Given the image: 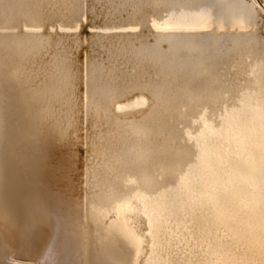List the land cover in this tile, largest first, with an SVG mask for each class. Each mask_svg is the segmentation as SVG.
<instances>
[{
    "label": "bare ground",
    "instance_id": "bare-ground-1",
    "mask_svg": "<svg viewBox=\"0 0 264 264\" xmlns=\"http://www.w3.org/2000/svg\"><path fill=\"white\" fill-rule=\"evenodd\" d=\"M90 1L94 2V6L105 4L104 7L110 8L106 19L138 28L102 30L99 33L89 30L88 35H94L93 38L90 35V42L85 40L87 36L82 37L83 45L93 49L87 48L91 54L86 59L84 57L85 60L82 58L84 61L79 59L86 69L83 88L87 93L83 98L84 103L80 104L76 86L80 74L75 70L80 67L78 58L85 53L80 50L82 56L74 54V48L81 43L80 27L72 30L62 26L71 25L67 16L76 19L81 12H88L86 0H0V26L3 25L0 31V167L5 165L6 151H19L17 156L23 162V170L31 182H42L41 185L47 187L69 209L71 223L76 228L73 233L80 241L83 240L81 247H89V242L100 243L110 238L123 253L115 264H126L128 261L131 264L142 261L144 264H157L159 261L153 256L155 253L169 248L171 243L181 244L177 232L190 236L188 228L195 222L199 213L196 208L200 202L208 201L207 209L212 207L211 197L192 194L188 191L190 187L198 185L202 191L212 190V186L226 183L225 179H230L234 184L233 172L241 174L250 168L251 172L258 173L259 163L264 161V141L256 143L255 134L250 128V131L247 130V123L242 117L244 110L249 108L252 113L255 107H249V101L245 100L247 96L243 94L241 98L234 99L238 108L228 109L227 95L225 98L219 97L212 88L216 85L215 90L222 92L223 89L216 75L224 71L214 68L218 61L215 54L221 52L225 61L233 49L239 52L253 45L263 48L258 40L248 43L240 38L241 34L250 30L244 33L235 28L221 29L220 26L224 23H249L257 18V7L264 11V5L260 0ZM147 8L161 18L160 22H156L158 25L167 27L153 24V16L146 20L149 16V12L145 13ZM124 10H129L132 17L128 18ZM89 14L95 17L96 8L93 7ZM83 22L85 26L86 20ZM199 25L201 29L196 28ZM146 27H150L151 34ZM144 30H148L147 33ZM84 32L82 35H85ZM137 35L141 40L136 39ZM97 51L104 52L107 58L103 60V55H98ZM97 55L100 58H93ZM90 57L93 61L89 60ZM125 61L141 67L142 72L130 69ZM97 63L101 65L97 66ZM105 64L116 71L106 75V71L102 70ZM150 70L152 76L144 74L147 71L150 73ZM101 85L116 88L118 92L135 91L140 95L154 93L149 94L150 99L143 95L130 103L116 105L112 111L111 101L115 97H111L109 92L98 91L96 87ZM207 95H210L209 98L204 97ZM90 97L99 99L101 103L88 104ZM164 101L168 103L161 107ZM12 104L19 111V123L14 120L15 124H20L18 133L16 127L14 132L10 130L13 123L7 112H13ZM165 106L167 112L163 110ZM172 107L179 111V115L170 114ZM220 110L226 117V125H231L230 128H223L222 137L214 133V128L219 124L223 127V123L217 120L221 113L214 116ZM81 111L86 113L83 122L91 134L87 148L83 147L87 157L82 178L76 172L81 163L79 151L83 142L80 138L82 133L79 132ZM138 111H146V115L138 121L147 127L146 131L140 132L131 125L133 121H120L121 117L132 116ZM152 111L154 114L150 116ZM200 111L207 115H199ZM234 111L237 113L234 114ZM165 121H169L170 125ZM234 125L239 127L238 132L233 130ZM239 139L248 146L250 144V157H239L242 150L237 154L230 151L235 145L242 147L237 143ZM228 144L229 150L224 147ZM64 150L67 152L65 157ZM192 157H198V162L192 164ZM251 157L255 158L251 160ZM57 159V167H53ZM66 161L75 173L71 178L70 175L57 177L62 176L60 167ZM166 163L168 167L164 169ZM171 164L176 166V172L171 171ZM254 164L258 166L253 167ZM211 165L214 167L212 170ZM199 173L205 176V181L196 179L195 175ZM184 176H190L191 180L186 181ZM85 181L87 183L82 185ZM65 184H70V188H65ZM167 184L172 187L166 188ZM175 190L178 200L190 203V206L186 204L188 208L176 209L175 212L182 220H190V224L175 225L176 232L171 229L165 231L163 239H168L166 246L146 247L134 234L131 223L143 221V228L150 231L146 238L152 232L155 234L151 237L155 238L163 225L154 209L163 210L171 217L172 210L164 203L172 200L170 193L174 194ZM77 191L82 193L81 198H76ZM84 201L86 206L83 205ZM113 215L116 220L109 222ZM206 215L218 220V216L209 215V211ZM130 217H134L132 222L127 221ZM151 221L154 224H150ZM81 222L89 227L87 233L79 229ZM107 222L109 225L104 230ZM136 229L139 230L138 227ZM143 249L154 254L141 257ZM129 253H134L133 258ZM87 258L85 256L84 260Z\"/></svg>",
    "mask_w": 264,
    "mask_h": 264
},
{
    "label": "flooded vegetation",
    "instance_id": "flooded-vegetation-1",
    "mask_svg": "<svg viewBox=\"0 0 264 264\" xmlns=\"http://www.w3.org/2000/svg\"><path fill=\"white\" fill-rule=\"evenodd\" d=\"M247 50L249 54L242 55L247 62L254 61L256 67L248 68V79L255 82L250 88L242 86L248 101L256 100L259 108L255 107L252 113L249 108L244 110L242 117L247 130L251 129L255 137L261 138L260 141L255 138L256 143H261L264 141V51L259 45ZM242 55H238L239 58ZM249 105L253 107L250 102ZM14 107L12 104L13 112L8 114L13 132L15 121L19 123V111ZM18 153L6 151L5 165L0 167V263L53 264L56 260L66 264L80 260L82 264L118 263L123 254L119 247H109L103 241L80 247V240L73 233L76 228L71 223L69 209L40 182H31ZM261 162L259 172H252L249 189L253 191L241 194L250 193L254 202L242 205L245 201L239 199L243 208L236 209L234 200L231 207H227L225 217L212 220L210 216L197 223L187 243L159 251L157 264H264V163ZM244 173L242 180L247 176V172Z\"/></svg>",
    "mask_w": 264,
    "mask_h": 264
},
{
    "label": "rangeland",
    "instance_id": "rangeland-1",
    "mask_svg": "<svg viewBox=\"0 0 264 264\" xmlns=\"http://www.w3.org/2000/svg\"><path fill=\"white\" fill-rule=\"evenodd\" d=\"M86 2H87V11L88 12L87 13L81 12L80 16L78 18H76V19L73 16H71V15L70 16H67V21L70 22L71 25H69V26L68 25L62 26V28H64V27L68 28L69 27V29L72 28V30H74L77 27H80L79 41L81 43H79L78 47L74 48L76 50V52L74 54L75 55L78 54L77 55L78 57L79 56H82L83 53L86 54V55L84 54V56H82V57H79V58L77 57L78 58V63H80V62L81 63L79 65L80 67L79 68L77 67L76 70H75L76 72H78L80 74V80H79L78 84L76 85L78 87V95L77 96L80 98V104L84 103V100L85 99H83V98L85 97V95H87V93L84 92V89L85 88H83V87H85V84H84V81H83L84 80L83 75H84V71L86 69L82 65V64H84V62H82V61H84L86 59V57H87L88 54L89 55L91 54L90 53L91 50H89V49L92 48L91 46L89 47V46H84L83 45V38L82 37L84 36V38H85V36H87L88 38H85V40L87 39L88 40L87 42H90L89 37L92 34H89L88 35V33L93 32V31H102V30L103 31H105V30H107V31H113V30H115V31L117 30L118 31V30H120L121 31V30H126V29L135 30V29L138 28V26H128L125 23L124 24L116 23L114 19H106V15H107L106 13H107L108 10H110V8L104 7L105 4H102L103 6L102 5L101 6L95 5L94 6V2L93 1H90L89 0V2H88L86 0ZM92 6L94 8H96V15H95V17L87 16L89 14V11L93 8ZM149 9L147 8L146 11H145V13L146 12L147 13L149 12L148 13L149 16H147V19L146 20H149L150 19V16H153V17H151V18H153L152 19V23L158 25V23H156V22H160L161 18L158 15H156V16L153 15L152 10L151 9L149 10ZM123 13L126 16L128 15L127 16L128 18H131L132 17L131 16L132 14H130L131 12L129 10L128 11L127 10H124ZM125 15H123V18L125 17ZM256 17H257V18H255L256 21L254 19V20H252L249 23H236V24H227V25H225L226 23H224L222 26H220V28L221 29L222 28H229L230 30L235 28L237 31L244 32V33L250 30V32H247L245 34H241L240 38L245 39V41H248V43H250L251 41L258 40L263 45V48L262 49L264 51V11L262 9H261V12H259L258 10H256ZM82 19H85L86 22L89 19L92 20L93 22H91V23L93 24V26H92L91 23H90L91 26H89L90 20H89V22H87L88 24L86 23L85 26H84V24H82V21H85V20H82ZM100 19H101V21L98 22V20H100ZM95 21H97L98 24ZM73 22H74V24H73ZM79 24H82V26H84V27H82ZM158 26L161 27V28H166L167 27V26H164V25H158ZM201 27H202L201 25L196 26L197 29H201ZM149 28L150 27H146V29H149ZM85 29H86V32H84ZM1 30H3V25L0 26V31ZM11 30H17V29H11ZM89 30H90V32H88ZM91 30H93V31H91ZM81 31L84 32L83 34H85V35H82V32ZM144 31L147 33L148 30H144ZM151 33H152V30L150 31V29H149V34H151ZM93 36L94 35H92L91 38H93ZM80 37L82 38V40H80L81 39ZM136 39L137 40H141V38L139 37V35L136 36ZM149 43H150V41H149ZM88 47H89V49L87 50ZM80 50L83 52L82 54H81ZM84 50H85V52H84ZM97 52H98V55H100V56L104 55V52H100V51H97ZM244 53L245 54H249V50H247V49H241V50H239V52L238 51H232L230 53V55L233 57V59L231 60V62L228 65H226L225 63H222V61L224 60V57H222L221 52L219 53V55L218 54H215L214 55V57H216V58L218 57V61L214 65V68L224 71L223 74L216 75L217 80H219L221 82V86H222V88L224 90L222 89V92H221L220 89L215 90L216 85L212 86V88H214V93H217L219 95V97H222V98L223 97L225 98L226 95L229 98V95L232 94L231 97H230V99H229V101L227 102L228 109H236V108H238V106L236 105V103L234 101L237 100V97H240V98L242 97L241 95H243L244 94V91H245L244 86L247 87V88H250V85L255 82V80L248 79V77H249L248 75L250 74V71L247 70L248 68L253 69V68L256 67L255 64H254V61H250L249 63H247L246 60H241V58L234 59L235 56H238V55H241V54H244ZM98 55L95 56V57H93V58H95V59L96 58L97 59L100 58V56H98ZM84 57H85V59H84ZM93 58L90 57L89 60L91 59L93 61ZM106 58H107L106 56L103 57V60H105ZM79 59H82V61L81 60L79 61ZM124 63L125 64H128L129 67H130V69H134L135 71H138L139 73L142 72V68L139 67V66H137V65L134 66V63L133 62H126L125 61ZM204 64H206V63H204ZM100 65H101L100 63H97V66H100ZM105 65H107V66H105ZM105 65H104L105 68L102 69V70H105L106 71V73H105L106 75H109L110 73H114L116 71V69H113L112 67L109 68L108 64H105ZM234 65H237L238 67L239 66L242 67L244 71H242V69H241V71L239 70V71H236V72H233L232 73V69H233V66ZM83 68H84V70H83ZM225 68H226V70H224ZM152 73H151V71H150V73L147 71L144 74L149 76ZM152 75H150V76H152ZM228 76H230L229 79H227ZM210 78L212 79V76ZM225 79H227V80H225ZM242 84L244 86H242ZM79 86H82V87H79ZM96 89L98 91H100V92H103V93L104 92H109L110 95H111V97H115L111 101V104H113V106L110 107L111 110L116 105H123V104L130 103L135 98H138V97L143 96V95L144 96H147L148 99H150L149 94L151 93L150 95H152V93H154V92H150L149 94H146V95L145 94H141L140 95L138 93L136 94L135 91H121V92H118L116 90V88L106 87V85L97 86ZM209 96L210 95H207V96H204V97L205 98H209ZM199 97L200 96H198V98ZM263 99H264V97H263ZM245 100L248 102V100H250V99L249 98H246ZM249 102L251 103V105L253 107H258V104H257V101L256 100H251ZM87 103L88 104H92V103L93 104H95V103L100 104L101 101L99 99L98 100L97 99L94 100V97H90V98L87 99ZM165 103H168V101H164L163 103L160 104V106L161 107L162 106L164 107V104ZM172 108H173V110H171L170 114L171 115H176V116L179 115V111H177L176 109H174V107H172ZM159 109H161V108H159ZM163 110H165L166 112L168 111V110H166V106H165V108ZM144 112L146 113V111H144ZM144 112L138 111V112H136L132 116H127V115L126 116H123V117H121L120 121H122L124 123H131L133 121V124H131V125L136 126L140 132L146 131L147 130V127L144 126V125H142V124H139L138 123V121H140L141 118H143L146 115ZM147 112H148V110H147ZM219 112L221 113L220 115H219ZM7 113L9 114V110H8ZM81 114H82V118H81L82 123L80 125L79 132L82 133V135L80 136V138L83 140V142L81 143V147H80L82 150L79 151L80 152L79 153V156H80V159H81V161H80L81 163L79 164L78 169L76 171V172H79V176L78 177H80V178L83 177L82 171H84V168H85L84 167L85 166V163L84 162L86 161V157H87V152H84L83 151V147L85 149L87 148V145H88L87 141H88L89 135H91L90 134V129L88 127H85V122H83L84 121L83 119H84V116H86L85 115L86 113L83 112V111H81ZM153 114H154V111H152L150 113V116L153 115ZM198 114L199 115H207V113L204 112V111H200ZM214 116H218L217 117V120H219V123H223V127H221V125L219 124L217 128H214V130H215L214 133H216V134H218V136L222 137L224 135L223 133H224L225 126L227 128H230L231 125H229V124L226 125V117L224 116V113H222L221 110L218 111V112H216L214 114ZM168 122L169 121H165L164 123L169 124ZM164 123H163V125H164ZM83 126H84V128H83ZM257 126H259V124ZM19 128H20V124H17L16 125V133L19 132ZM233 130H235L236 132H238L240 129H239V127H237L236 125H234L233 126ZM236 137H239V135H237ZM255 138L257 139V141H260L261 140V138L258 137V136L255 137ZM237 143L238 144H241L242 147H238V146L235 145V147L233 146L232 149H230V151H235V154H237L238 151L240 152L242 150L241 153L238 154L239 157H242V158L250 157V155L248 153H249V151L251 149L247 145V143L241 142V139L237 140ZM224 147H225V149H228L229 150L230 144H228V145H226ZM81 151H83V152H81ZM212 153L214 154V151H212ZM63 154H64L63 157L67 156L66 150L63 151ZM175 154H178V153L175 152ZM253 158H255V157H253ZM253 158L251 157V160ZM262 158H264V154L262 155ZM54 159H55V156L53 157V161H54ZM251 160L249 162H251L253 164V161H251ZM58 161L59 160L57 159L55 161V163L52 164V166L53 167H57L55 164ZM196 162H198V157H192V164H195ZM200 163H203V162L200 161ZM50 165H51V163H50ZM235 166H237L236 163H235ZM257 166L258 165L254 164L253 167H257ZM167 167H168V163L165 164L164 169H166ZM210 167H211V170L214 169V167L212 165ZM42 168H45V166H43ZM49 168H50V166H49ZM60 168L63 170L62 176L56 175L57 177H64V175H68V176L70 175V178H71L72 177V174L75 173V171L74 172L72 171V169H71V167H70V165H69V163L67 161H66V164H64V165L61 164V167ZM170 169H171L172 172H176V170H177L176 169V166L174 164H171ZM249 169L246 170L247 176L245 177L244 180H242V176L245 173L235 174V172H233V174L231 176L234 178L233 179L234 184L231 182L230 179H225V182L226 183H220L218 185L212 186V190L211 189H209V190L207 189V190H203L202 191V190H200V188L198 187V185L197 186L195 185V186L190 187L188 189V191L190 193H192V194L197 193L198 195H205V196L211 197L212 198V202H211L212 207H210L209 209H207L208 201L200 202V204L198 206L199 208L198 207L196 208V210L199 213L196 215L195 222H194V224L190 228H188V230L191 231L190 236L186 237L185 235L181 234V232H177V234H176L177 236L180 237V239H181V242L180 243L181 244L182 243H187L189 241V239L192 237L193 229L197 225V223H202V222L206 221L205 219H206V217H208L206 215L208 213V211H209V215H217L218 216V219H220L222 217H225V215L227 213V211H226L227 210V207L230 208L231 207L230 206L231 205V202H233L234 200H235L234 203H236V205H234V207L236 209H239V208L242 209L243 208L239 204V201L240 200L245 201V202H243L242 205H247V202H254V200H252V197L250 195L251 191H253V190L252 189H249L250 184H251L252 177L254 175H253V173ZM181 175L182 174L180 173V176ZM190 176H193V175H190ZM190 176H189V178H187L186 176H184L183 178L186 181L187 180L189 181V180H191ZM195 176H196V179H199V180L200 179H204V177H205L201 173H199V174H197ZM204 181H205V179H204ZM86 183L87 182L85 181V183L83 182L82 185H85ZM70 186H71L70 184H65L64 185L65 188H70ZM165 187L166 188H171L172 185L167 184V185H165ZM247 192H250V193L248 195H246V194L245 195H241L242 193H247ZM170 195H172V200L165 201L164 204H165V206L171 208V210H172V212H170L171 217L168 214H164L163 210L154 209V213L156 214V217L159 218V219H161V222L160 223H161V225H163L162 230L159 232L160 234L157 233L155 238H152L151 237L152 235L155 234L154 232H152V234H151L150 237L148 236V238H146V235H149L150 234V231L143 228V226H145V223H143V221H140L138 223H133L132 221H133L134 217L127 218V221L128 222H132L131 225H130V227L132 229L134 227V229H133L134 230V234L136 235V237L138 239H140V241H142V244H146L147 245L146 247H150L151 245L156 246V247L157 246H161V245L166 246V244L168 243V239H165V240L163 239L165 237V231H168V230L171 229L173 232H176V226L175 225L182 224L184 226H188L190 224V220L189 221L188 220L186 221V219H183L182 220L181 216L177 215L176 212H175L176 209L180 210L181 208L182 209L185 208V207L188 208L187 205L190 206V203L187 204L188 202L185 201V200H178L177 199L178 197H176V190H175V193L174 194H171L170 193ZM75 196L78 199V198H81V196H83V195H82L81 192H78L77 191V192H75ZM83 205L86 206L87 203L85 202V203H83ZM133 208L134 207H132V209ZM187 214H188V212H187ZM137 218H139V217H137ZM113 220H116V216L115 215H113V216L110 217L109 222H111ZM109 222H107L105 224L104 230L107 229V227L109 225ZM150 224H154V221H151ZM78 227H79V229L84 230L86 233L89 230L88 229L89 227H86L85 224H84V222L79 223ZM136 227H138V229L140 230V231L138 230L139 232L137 231ZM84 239L85 240H88L87 238H84ZM78 240H80V239H78ZM105 242H106L107 245H109V247H112L115 244L114 243L115 241L113 239H110V238H107V240ZM82 245H83V240L80 241V247ZM174 245L175 246H178L177 244H172L171 243L170 247H174ZM190 245H191V247L193 246V244H191V243H190ZM133 254L134 253H129L128 255H130V257L133 258ZM153 254H154L153 252L151 253V251L146 250V249H143L142 254H141V257L147 258V257H149V256H151ZM160 255H161L160 253H155L153 255L154 256V259L159 261L160 260ZM30 262L31 263H35L36 260H30ZM56 264H59V263H56ZM72 264H82V262H77V263L73 262ZM126 264H131V261L126 262ZM139 264H144V261H142Z\"/></svg>",
    "mask_w": 264,
    "mask_h": 264
},
{
    "label": "water",
    "instance_id": "water-1",
    "mask_svg": "<svg viewBox=\"0 0 264 264\" xmlns=\"http://www.w3.org/2000/svg\"><path fill=\"white\" fill-rule=\"evenodd\" d=\"M89 1V0H88ZM260 3H261V5L263 6L264 5V0H260ZM129 9V8H128ZM257 9H258V11L259 12H261V10L257 7ZM88 16H90V14H88ZM96 22V21H95ZM83 24H84V22H83ZM147 25L149 26V24L147 23ZM89 32V31H88ZM95 33H99L98 31H94ZM98 50V49H97ZM231 51H235L234 49L233 50H231ZM230 51V52H231ZM242 55V54H241ZM106 55H103V57H105ZM237 58H239V56H235L234 57V59H237ZM241 58L243 59V60H246L245 59V57L242 55L241 56ZM233 59V57L232 56H229L228 58H226V60L225 61H223L222 63H225L226 65H228L230 62H231V60ZM251 61V60H250ZM249 61V62H250ZM234 62V61H233ZM247 62V61H246ZM249 62H247V63H249ZM240 69H237V67L235 66V67H233V69H232V73L233 72H236V71H239ZM248 71L250 70V69H247ZM151 71V70H150ZM79 262H81V260L79 261ZM56 263H59V264H66L63 260L62 261H55L53 264H56ZM75 263H77V261L75 262ZM0 264H5V263H0ZM37 264V263H36Z\"/></svg>",
    "mask_w": 264,
    "mask_h": 264
}]
</instances>
